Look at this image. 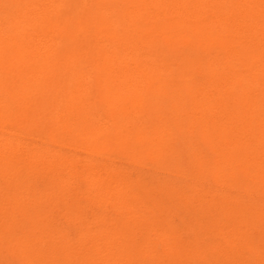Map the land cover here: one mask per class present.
Segmentation results:
<instances>
[{"label": "rangeland", "instance_id": "374dc122", "mask_svg": "<svg viewBox=\"0 0 264 264\" xmlns=\"http://www.w3.org/2000/svg\"><path fill=\"white\" fill-rule=\"evenodd\" d=\"M191 1L0 0V124L264 196V0Z\"/></svg>", "mask_w": 264, "mask_h": 264}, {"label": "bare ground", "instance_id": "6f19581e", "mask_svg": "<svg viewBox=\"0 0 264 264\" xmlns=\"http://www.w3.org/2000/svg\"><path fill=\"white\" fill-rule=\"evenodd\" d=\"M184 3L186 13L193 2ZM121 15L109 14L114 27ZM143 52L148 62L138 60L152 65ZM119 72L143 81L124 60ZM216 90L208 80L198 88L208 101ZM30 126L0 124V264H264V196L184 165L35 136Z\"/></svg>", "mask_w": 264, "mask_h": 264}]
</instances>
